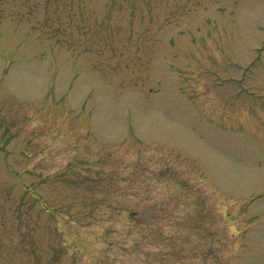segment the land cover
I'll use <instances>...</instances> for the list:
<instances>
[{"label":"rangeland","instance_id":"374dc122","mask_svg":"<svg viewBox=\"0 0 264 264\" xmlns=\"http://www.w3.org/2000/svg\"><path fill=\"white\" fill-rule=\"evenodd\" d=\"M0 264H264V0H6Z\"/></svg>","mask_w":264,"mask_h":264},{"label":"trees","instance_id":"16d2710c","mask_svg":"<svg viewBox=\"0 0 264 264\" xmlns=\"http://www.w3.org/2000/svg\"><path fill=\"white\" fill-rule=\"evenodd\" d=\"M6 0H0V6L4 4ZM48 0H44V3H46Z\"/></svg>","mask_w":264,"mask_h":264}]
</instances>
